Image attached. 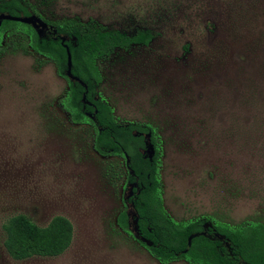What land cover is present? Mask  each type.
Wrapping results in <instances>:
<instances>
[{
	"label": "rangeland",
	"instance_id": "rangeland-1",
	"mask_svg": "<svg viewBox=\"0 0 264 264\" xmlns=\"http://www.w3.org/2000/svg\"><path fill=\"white\" fill-rule=\"evenodd\" d=\"M25 2L44 24L149 32L147 46L96 60L97 92L118 123L156 131L167 219L264 225V0ZM38 61L9 50L0 58V264H159L137 244L133 186L113 193L103 178L112 158L68 121L58 103L66 83ZM122 209L131 240L115 226ZM17 215L39 228L64 218L70 246L56 258L11 260L2 226Z\"/></svg>",
	"mask_w": 264,
	"mask_h": 264
},
{
	"label": "trees",
	"instance_id": "trees-1",
	"mask_svg": "<svg viewBox=\"0 0 264 264\" xmlns=\"http://www.w3.org/2000/svg\"><path fill=\"white\" fill-rule=\"evenodd\" d=\"M0 14L37 16L25 0H0ZM47 25L51 31L38 35L30 26L1 21L0 58L6 50L34 54L40 58L39 67L45 61L51 63L55 74L65 81L67 90L58 103L68 121L86 126L96 153L112 158L103 166L104 180L114 194L126 185L133 186L128 203L135 217L138 246L159 264H264L263 224L227 226L209 218L177 223L167 219L161 199L156 131L148 125L118 123L97 92L101 76L96 60L108 57L115 49L145 47L152 39L151 34L137 31L130 38L97 26L91 20L86 24L62 20ZM59 37L65 39L63 45L70 56V75L85 89L66 78V56ZM88 99H92L90 107L83 104ZM139 150L148 152V157H141ZM115 226L132 239L124 209L118 212ZM2 232L3 250L15 262L56 258L68 249L72 240L71 225L62 217H53L45 227L39 228L17 215L5 222ZM188 238L191 239L187 247Z\"/></svg>",
	"mask_w": 264,
	"mask_h": 264
},
{
	"label": "water",
	"instance_id": "water-1",
	"mask_svg": "<svg viewBox=\"0 0 264 264\" xmlns=\"http://www.w3.org/2000/svg\"><path fill=\"white\" fill-rule=\"evenodd\" d=\"M1 21H8V22H15V23H19L22 25H26V26H30L33 30H35L36 34L40 35L44 30L47 29L46 24H44L43 22H41L38 18H36L35 16H30V17H11V16H7V15H3L0 14V22ZM48 29H51L50 27H48ZM52 34H54V31H52ZM59 42L60 45L62 46V48L65 51V56H66V71H65V76L69 81L72 82H76L78 83L80 86H82V88L85 89L84 85H82L78 79L72 77L70 75V56L68 53L67 48L63 45L65 39L59 37ZM127 162V161H126ZM191 238H188L187 240V247L189 246V241Z\"/></svg>",
	"mask_w": 264,
	"mask_h": 264
},
{
	"label": "flooded vegetation",
	"instance_id": "flooded-vegetation-1",
	"mask_svg": "<svg viewBox=\"0 0 264 264\" xmlns=\"http://www.w3.org/2000/svg\"><path fill=\"white\" fill-rule=\"evenodd\" d=\"M45 24H46V23H45ZM46 26H47V29L44 30V31H45V32H46V31H51L50 29H48L49 26H48L47 24H46ZM51 34H52V33H51ZM52 35H53V34H52Z\"/></svg>",
	"mask_w": 264,
	"mask_h": 264
}]
</instances>
